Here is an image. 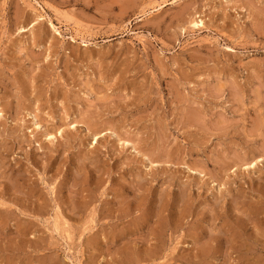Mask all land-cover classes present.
Masks as SVG:
<instances>
[{
	"label": "rangeland",
	"instance_id": "1",
	"mask_svg": "<svg viewBox=\"0 0 264 264\" xmlns=\"http://www.w3.org/2000/svg\"><path fill=\"white\" fill-rule=\"evenodd\" d=\"M0 264H264V0H0Z\"/></svg>",
	"mask_w": 264,
	"mask_h": 264
},
{
	"label": "bare ground",
	"instance_id": "2",
	"mask_svg": "<svg viewBox=\"0 0 264 264\" xmlns=\"http://www.w3.org/2000/svg\"><path fill=\"white\" fill-rule=\"evenodd\" d=\"M193 23V27L194 28H197V29H199V27H202L203 26V23H202V21H197V22H192Z\"/></svg>",
	"mask_w": 264,
	"mask_h": 264
}]
</instances>
